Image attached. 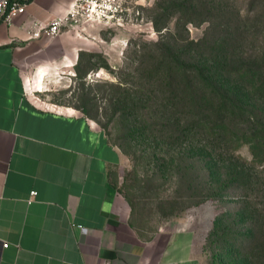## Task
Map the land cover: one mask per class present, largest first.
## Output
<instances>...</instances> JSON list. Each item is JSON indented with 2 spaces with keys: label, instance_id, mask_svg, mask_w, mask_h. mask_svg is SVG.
Returning <instances> with one entry per match:
<instances>
[{
  "label": "rangeland",
  "instance_id": "1",
  "mask_svg": "<svg viewBox=\"0 0 264 264\" xmlns=\"http://www.w3.org/2000/svg\"><path fill=\"white\" fill-rule=\"evenodd\" d=\"M191 1L117 0L120 7L115 18L93 21L82 31V38L89 40L88 50L74 69L61 66L43 76L33 69L29 77L31 94L40 105L88 117L119 149L122 161L116 185L130 201L137 227L146 233L165 227L192 229L198 264H219V248L209 241L215 218L238 211L245 203L238 193L210 192L233 160L264 182V160L253 162L249 145L241 138L232 143L234 159L228 154L220 157L219 148L213 151L208 142L206 128L188 132L203 111L191 102L177 105L175 92L162 81L160 60L190 64L200 58L194 53L205 52L220 34L213 21L202 20L205 9L200 4L194 22L180 19L183 9L177 3L187 6ZM233 2L244 14L261 4L258 0ZM263 34L264 27L261 39ZM253 47L240 45L243 57ZM250 99L258 114L251 110L264 117V100ZM237 114L235 125L241 131L250 115L239 109ZM251 200L256 205L264 203L262 194ZM244 223L234 224L235 230L240 231Z\"/></svg>",
  "mask_w": 264,
  "mask_h": 264
},
{
  "label": "crops",
  "instance_id": "2",
  "mask_svg": "<svg viewBox=\"0 0 264 264\" xmlns=\"http://www.w3.org/2000/svg\"><path fill=\"white\" fill-rule=\"evenodd\" d=\"M73 1L30 0L0 22V264H198L192 229L136 226L116 185L122 154L101 127L31 94L33 69L72 70L88 50L87 26L32 34Z\"/></svg>",
  "mask_w": 264,
  "mask_h": 264
},
{
  "label": "trees",
  "instance_id": "3",
  "mask_svg": "<svg viewBox=\"0 0 264 264\" xmlns=\"http://www.w3.org/2000/svg\"><path fill=\"white\" fill-rule=\"evenodd\" d=\"M258 1L260 8L246 14L234 7L233 0H193L187 6L177 3L183 9L179 18L185 23L194 22L197 6L202 5L205 9L202 20L213 21L214 30H220V34L207 44V51L194 53L200 58L190 64L159 61L162 81L175 92V103L191 102L194 108L203 111L202 118L192 121L188 132L199 126L206 128L213 151L219 148L220 157L229 155L231 159H234L232 143L245 139L253 162L264 160V117L257 116L250 99L256 96L264 100V34L260 38L264 27V0ZM244 43L254 46L252 51H246L245 57L240 51ZM238 109L250 115L247 125L239 128L241 131L235 125ZM231 165L219 175L210 194L232 196L238 193L245 206L218 215L209 241L219 248V264H264V203L256 205L251 200L261 194L264 197V182L254 178L253 171L240 167L236 160L231 161ZM238 221L245 222L240 231L234 228Z\"/></svg>",
  "mask_w": 264,
  "mask_h": 264
},
{
  "label": "built area",
  "instance_id": "4",
  "mask_svg": "<svg viewBox=\"0 0 264 264\" xmlns=\"http://www.w3.org/2000/svg\"><path fill=\"white\" fill-rule=\"evenodd\" d=\"M29 2L30 0H0V22L11 23L14 17L26 11ZM119 7L117 0H74L65 14L53 17L45 25L33 20L32 34L34 37L45 34L53 38L64 30H80L93 21L101 22L107 21L109 17L115 18ZM36 195L37 191H31L29 202H32ZM76 226L84 233L88 231L83 225ZM8 245L7 242L3 243V247Z\"/></svg>",
  "mask_w": 264,
  "mask_h": 264
}]
</instances>
